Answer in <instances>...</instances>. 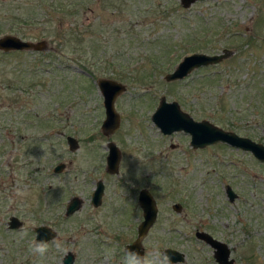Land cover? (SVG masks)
Masks as SVG:
<instances>
[{
    "label": "rangeland",
    "instance_id": "1",
    "mask_svg": "<svg viewBox=\"0 0 264 264\" xmlns=\"http://www.w3.org/2000/svg\"><path fill=\"white\" fill-rule=\"evenodd\" d=\"M59 1L0 0V36L44 39L57 58L0 49V264H63L69 250L73 264H138L126 244L142 219L141 188L158 206L141 239L144 264H219L197 229L226 242L234 264H264V161L226 143L193 147L188 132L165 134L151 118L164 95L195 119L264 143V0H169L168 14L158 11L166 0ZM63 32L82 57L70 47L55 61ZM224 47L233 53L218 63L165 79L183 55ZM100 77L125 84L114 102L120 125L108 135ZM109 141L120 151L117 172L106 167ZM58 162L65 166L55 172ZM98 179L104 192L94 206ZM72 196L82 204L66 215ZM11 215L19 227H8ZM39 224L56 231L42 245ZM167 246L184 261L170 263Z\"/></svg>",
    "mask_w": 264,
    "mask_h": 264
},
{
    "label": "water",
    "instance_id": "2",
    "mask_svg": "<svg viewBox=\"0 0 264 264\" xmlns=\"http://www.w3.org/2000/svg\"><path fill=\"white\" fill-rule=\"evenodd\" d=\"M47 48L44 39L32 40L22 38L13 33H4L0 36V49L8 50H32L39 51ZM233 53L232 49L224 47L220 52L207 53L204 51H194L182 56L175 67L167 72L164 77L166 80L181 79L188 75L192 70L200 66L215 64L223 58L228 57ZM98 87L103 96V105L105 116L101 122V131L104 134H109L115 131L120 125V114L115 108V98L118 94L125 90V84L111 77H100L97 80ZM151 118L159 129L169 134L174 131L183 130L190 134V144L193 147H203L215 143H226L236 148L250 151L257 159L264 161V143L256 141L249 136L241 135L234 130L225 129L207 118L195 119L190 113L182 109L179 102L175 99L167 100L162 95L159 102L152 112ZM69 148L71 150L78 147V140L73 135L66 136ZM120 151L117 145L109 141L108 153L106 156V167L110 172L118 171V163ZM65 166L64 162H58L54 166V171L59 172ZM104 192V182L98 179L95 182V187L91 193V202L94 206H98L102 201ZM227 196L230 200L236 197L234 190L227 186ZM138 202L142 208V219L137 226V235L135 239L126 244L127 254L134 258L138 264H144V249L141 244L142 237L148 232L150 227L156 220L158 207L156 201L148 190L141 188L138 192ZM82 199L79 196H72L66 204V215L72 214L81 207ZM172 207L180 210V203L174 202ZM8 227L17 228L22 222L16 215H11L7 221ZM34 241L36 245H42L47 240L55 236L56 231L46 224L35 226ZM196 236L206 241L214 249V258L219 264H234V258L230 257V248L228 245L214 238L211 234L204 230H197ZM170 263L182 262L185 259L184 252L167 246L163 249ZM74 253L67 251L62 258L63 264H73Z\"/></svg>",
    "mask_w": 264,
    "mask_h": 264
},
{
    "label": "trees",
    "instance_id": "3",
    "mask_svg": "<svg viewBox=\"0 0 264 264\" xmlns=\"http://www.w3.org/2000/svg\"><path fill=\"white\" fill-rule=\"evenodd\" d=\"M40 3H41V1H40ZM51 3L54 5V3H55V0H51ZM170 3H171V6H170ZM51 4V5H52ZM161 4V3H160ZM176 4V2H172V1H169V0H166L163 4H161L162 6H164V8H161V6H160V8H159V13L161 12H163V11H167L165 14H168V12L169 11H172L173 9H176L175 8V5ZM55 6H57V7H59V8H64V7H66V6H69V2H68V0H63L62 2L61 1H59L58 2V4L57 5H55ZM62 6H64V7H62ZM170 6V7H169ZM50 11V10H49ZM49 14H53L51 11L50 12H48ZM46 15V14H45ZM46 34H50V35H53V34H51L50 32H47ZM43 35V34H42ZM78 34H76V35H74V36H77ZM54 36V35H53ZM67 35H66V32H63V37L61 38L62 39V42H60V44H59V46H57V48H59V50H63L62 52H61V54L59 55V56H61L58 60H55V61H59V60H62V59H67V58H65L66 57V55H65V52H67L69 49H70V47H72L71 48V50H69V51H73V52H77L78 53V56H80V57H82V53L83 52H86V50H84L83 49V47L81 48L80 47V45H78V44H80V42L78 41V39L76 38V37H74L73 38V40H76V42H74L73 40H72V38L71 37H66ZM83 38H84V36H83V32H82V40H83ZM70 39L72 40V42H73V46L72 45H69V41H70ZM82 45H83V43H82ZM83 51H82V50ZM50 52H49V54L48 53H46V52H44V50L43 51H40V54H42V55H44V53H46V56H42L41 58H42V60L43 61H41V62H47V63H51V60H54L55 58H56V56L54 55V53L55 52H52L51 50H49ZM176 51V50H175ZM34 53H35V55L37 54L38 55V53H37V51L35 52L34 51ZM56 54H57V52H56ZM52 57V58H51ZM36 58H38V60H39V56H37ZM40 58V59H41ZM57 59V58H56ZM45 60H48V61H45ZM170 62V61H169ZM158 65H156V66H154L155 68H161L162 66H163V63H157ZM160 64V65H159ZM161 69H163V68H161Z\"/></svg>",
    "mask_w": 264,
    "mask_h": 264
},
{
    "label": "flooded vegetation",
    "instance_id": "4",
    "mask_svg": "<svg viewBox=\"0 0 264 264\" xmlns=\"http://www.w3.org/2000/svg\"><path fill=\"white\" fill-rule=\"evenodd\" d=\"M256 141H257V140H256ZM259 142H260V141H259ZM242 150H243V149H242ZM148 190H149V189H148ZM149 191H150V190H149ZM150 192H151V191H150ZM151 194H152V192H151ZM152 195H153V194H152ZM153 197H154V196H153ZM154 199H155V198H154ZM155 201H156V200H155ZM101 202H102V201H101ZM67 203H68V202H67ZM100 204H101V203H100ZM100 204H99V205H100ZM157 207H158V206H157ZM181 207H182V206H181V204H180V210H181ZM180 210H179V211H180ZM157 213H158V211H157ZM156 219H157V217H156ZM155 221H156V220H155ZM153 224H154V223H153ZM197 230H199V229H197ZM197 230H195V235H196V231H197ZM204 231H205V230H204ZM206 232H207V231H206ZM208 233H209V232H208ZM209 234H210V233H209ZM213 237H214V236H213ZM198 238H199V237H198ZM214 238H215V237H214ZM134 239H135V238H134ZM134 239H133V240H134ZM217 239H218V238H217ZM133 240H132V241H133ZM219 240H220V239H219ZM221 241H222V240H221ZM205 242H206V241H205ZM223 242H224V241H223ZM225 243H226V242H225ZM228 247H229V246H228ZM229 248H230V247H229ZM180 251H181V250H180ZM182 252H183V251H182ZM213 255H214V251H213ZM230 257H231V256H230ZM232 258H233V257H232Z\"/></svg>",
    "mask_w": 264,
    "mask_h": 264
}]
</instances>
